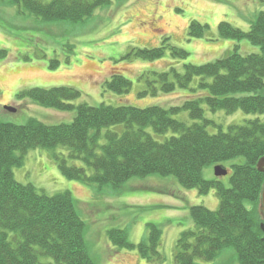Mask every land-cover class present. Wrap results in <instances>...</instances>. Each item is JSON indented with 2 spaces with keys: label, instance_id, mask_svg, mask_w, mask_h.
Returning a JSON list of instances; mask_svg holds the SVG:
<instances>
[{
  "label": "trees",
  "instance_id": "obj_1",
  "mask_svg": "<svg viewBox=\"0 0 264 264\" xmlns=\"http://www.w3.org/2000/svg\"><path fill=\"white\" fill-rule=\"evenodd\" d=\"M18 7L19 13H30L45 21H83L96 7L111 0H2ZM264 2V0H261ZM208 24L193 20L189 36H204ZM224 39H246L259 45L261 52L242 53L234 50L202 64H185L184 73L175 67L155 71L147 77V89L141 95L172 92L177 86L190 87L199 77L196 95L188 96L182 105H90L72 101L81 91L68 86L34 87L21 92L38 104L64 111H75L72 121L46 124L31 118L24 124L0 121V264H96L84 239L85 222L78 213L70 191L46 194L34 184L15 179L13 167L23 163V154L35 147L66 145L72 159H81L92 168L69 164L67 158L55 154L61 171L69 178L114 188L133 176L151 173L174 175L187 188L196 187L207 193L216 189L219 208L204 205L191 207L194 226L182 231L176 242L175 264H195L196 259L214 260L225 247L236 250L239 264H264V219L260 214L264 172L258 168L264 157V121L249 119L224 128L204 119L205 101L211 110L264 113V11L251 22L249 30L221 21L218 25ZM233 43V42H232ZM231 45V44H229ZM249 48V47H248ZM168 51L185 58L187 51L162 37L161 45L132 47L122 58L145 60L162 58ZM7 50H1L4 57ZM59 61L54 59L51 66ZM107 86L126 93L132 81L115 71ZM187 109L191 117L203 119L188 124L173 114ZM217 126L216 132L208 124ZM123 124L122 131L103 128ZM173 134L158 140L152 132ZM104 137L105 142L101 143ZM16 151L21 155H16ZM244 156L246 161L234 164L231 186L219 179H205L203 168L211 163ZM247 201L250 205H247ZM145 240L132 243L123 228L108 231L109 239L128 249L137 248L150 262L165 259L160 250L162 229L149 223Z\"/></svg>",
  "mask_w": 264,
  "mask_h": 264
},
{
  "label": "rangeland",
  "instance_id": "obj_2",
  "mask_svg": "<svg viewBox=\"0 0 264 264\" xmlns=\"http://www.w3.org/2000/svg\"><path fill=\"white\" fill-rule=\"evenodd\" d=\"M260 11H264L261 0H111L96 7L83 21H45L30 13L23 15L15 5L0 0V51L7 50L6 56H0V121L24 124L34 118L46 124H58L73 120L75 111L45 107L28 96L19 95L34 87H74L81 91L72 101L75 104L161 105L166 108L182 105L188 96L200 91L192 90L198 85V76L190 87L177 86L172 92L141 95L140 92L148 87L145 74L152 77L156 70L163 72L171 67L184 73L185 64L214 60L234 50L235 45L244 54L261 52L259 45L248 44L246 39H224L218 31L221 21L249 30ZM193 20L209 25L204 36H189V24ZM165 35L170 37L172 44L187 51L185 58L173 56L168 51L154 60L122 59L132 47L161 45ZM54 59L59 62L51 66ZM115 71L132 81L128 92L118 93L107 86L106 82ZM201 104L204 119L224 128L249 119L264 121V113L242 109L211 110L205 101ZM7 105L16 110L5 108ZM173 116L188 124L203 121L191 117L187 109ZM123 128V124H117L102 131L120 132ZM217 129L213 123L208 124L209 131ZM149 131L158 140L173 134L172 131L156 134L151 128ZM104 142L103 137L101 143ZM15 154L21 155V152ZM55 154L64 155L69 164L83 166L89 173L92 171L83 160L72 159L66 145L35 147L23 154L21 165L13 167L15 179L34 184L49 195L71 192L86 224L84 239L96 264H175L176 242L182 231L194 226L191 207L219 208L216 189L201 193L196 187H184L174 175L133 176L117 188L69 178L61 171ZM245 161L242 155L223 161L221 165L228 173L222 176L215 173L217 164H208L203 168V177L219 179L230 187L234 164ZM247 205H250L248 201ZM149 223L162 229L160 250L165 256L162 262H150L137 248L121 247L109 239L108 231L123 228L128 239L138 244L147 238ZM195 264H239V259L234 248L225 247L214 260L196 259Z\"/></svg>",
  "mask_w": 264,
  "mask_h": 264
},
{
  "label": "water",
  "instance_id": "obj_3",
  "mask_svg": "<svg viewBox=\"0 0 264 264\" xmlns=\"http://www.w3.org/2000/svg\"><path fill=\"white\" fill-rule=\"evenodd\" d=\"M5 108L9 110H13V111L16 110L14 107L9 106V105H7ZM258 168L264 172V157L259 161ZM215 173L218 176H222V175H226L228 173V170L223 165L217 164L215 166ZM260 214L262 218L264 219V182H263L262 190H261ZM262 228L264 230V224H262Z\"/></svg>",
  "mask_w": 264,
  "mask_h": 264
},
{
  "label": "crops",
  "instance_id": "obj_4",
  "mask_svg": "<svg viewBox=\"0 0 264 264\" xmlns=\"http://www.w3.org/2000/svg\"><path fill=\"white\" fill-rule=\"evenodd\" d=\"M253 48V47H252ZM254 49V48H253ZM195 193V191H193ZM196 194V193H195Z\"/></svg>",
  "mask_w": 264,
  "mask_h": 264
}]
</instances>
